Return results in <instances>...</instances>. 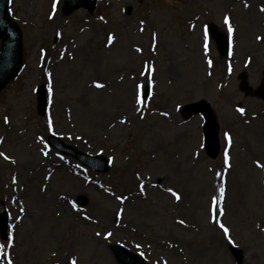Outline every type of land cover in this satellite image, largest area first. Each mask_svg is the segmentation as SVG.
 Instances as JSON below:
<instances>
[{"label": "rangeland", "instance_id": "obj_1", "mask_svg": "<svg viewBox=\"0 0 264 264\" xmlns=\"http://www.w3.org/2000/svg\"><path fill=\"white\" fill-rule=\"evenodd\" d=\"M261 8L264 0H99L93 15L81 8L65 16L62 0H10L24 36L22 69L0 93V152L10 158L0 156V215L9 218L0 244L13 264H121L110 245L143 253L148 264H194L198 248L203 264H264ZM208 24L230 36L226 59L209 32L204 47ZM201 101L214 118H186ZM49 136L108 158L110 171L81 166ZM219 240L222 248L212 245Z\"/></svg>", "mask_w": 264, "mask_h": 264}, {"label": "water", "instance_id": "obj_2", "mask_svg": "<svg viewBox=\"0 0 264 264\" xmlns=\"http://www.w3.org/2000/svg\"><path fill=\"white\" fill-rule=\"evenodd\" d=\"M142 1V0H141ZM97 0H65L66 8L65 14H70L74 9L80 6H85L91 13L94 11ZM8 0H0V91L16 77L22 66V50H23V38L19 26L14 23L7 15ZM130 11V10H129ZM211 32L215 38L219 51L222 56H226L229 52L228 39L223 35L218 33L213 26H211ZM241 88L243 91L248 90V84L246 77L242 76ZM261 96L264 98V86L261 89ZM40 104L39 111L44 113L46 99L45 91L43 88L39 91ZM208 136L209 144L213 153H216V146L212 137V126L208 125ZM53 143H60L59 140L52 141ZM60 149L66 153L75 156L84 165L90 166L91 168L103 172L109 170V162L105 161L103 158H91L85 154H82L72 147L60 146ZM83 204L84 201L80 200ZM2 232L5 236L6 234V219H2L0 223ZM116 257L125 264H144L142 258L137 257L133 254L127 252L126 249L121 247H112ZM238 261L241 260V253L234 250Z\"/></svg>", "mask_w": 264, "mask_h": 264}, {"label": "snow or ice", "instance_id": "obj_3", "mask_svg": "<svg viewBox=\"0 0 264 264\" xmlns=\"http://www.w3.org/2000/svg\"><path fill=\"white\" fill-rule=\"evenodd\" d=\"M245 6L247 7L248 5L246 4ZM53 8H55V4L53 5ZM261 11H264V8H261ZM53 15H54V13H53ZM50 18H51V17H50ZM224 23H225V25L227 26L228 32L231 34L234 30H233L232 24H231V22H230V17L225 16V17H224ZM109 39H110V41H111L113 38L110 37ZM204 39H205L204 47L207 48V47H208V45H207V39H208V31H207V28H205V30H204ZM258 39H259V37H258ZM209 63H211V61H209ZM151 70L154 71V68L151 69ZM49 77L51 78V73H49ZM95 87H97V88H103L104 85L101 84V83H96V84H95ZM49 91H51V89H49ZM138 102L141 103V104H143V99H142V98L139 99ZM237 110H238L241 114H243L244 111H245L243 108H238ZM165 115H167V113H165ZM8 122H9V121H8V118L5 117V123H8ZM49 126H51V120H50V119H49ZM225 135L227 136V138H228V144L230 145V144H231V137H230V135H228L227 133H226ZM45 155H47V153H45ZM225 155H226V157H227V153H225ZM0 156H2V157H3L4 159H6V160H7V159H10L8 156H6V155H5L4 153H2V152H0ZM261 167H264V165H262ZM144 188H145V186H144L143 184H140V191H141V192H144ZM168 191L171 193V195L175 198L176 201H180L181 196H180L176 191H174V190L171 189V188H169ZM224 192H225L224 188H221V189H220V196H221V198L224 196ZM216 204H217V201H216L215 198H214V199H213V202H212L213 212H214V213H215ZM73 207H75V204H73ZM21 211H23V209H21ZM122 211H123V210H121V212H122ZM220 213H221V214L223 213V209H220ZM213 219H214V220L216 219L215 214H213ZM179 223H180L181 225H184V224H185V221H184L183 219H181V220L179 221ZM219 227L223 230V232H224L225 234H228V233H229V229H228L227 227H225L223 223H221V224L219 225ZM97 235L99 236L100 233L98 232ZM108 236H111V233H108ZM229 242H231V239H230V238H229ZM142 255H143V253H142ZM0 257H4V258H6L7 261H8V264H13V261H12V259H11L10 254H7V253L5 252V245H3V244H0ZM72 264H76V262L73 261Z\"/></svg>", "mask_w": 264, "mask_h": 264}, {"label": "bare ground", "instance_id": "obj_4", "mask_svg": "<svg viewBox=\"0 0 264 264\" xmlns=\"http://www.w3.org/2000/svg\"><path fill=\"white\" fill-rule=\"evenodd\" d=\"M197 108L198 109H202V108H204V109H207L208 110V113H207V117L209 118V119H213L214 118V116H213V114H212V111H209V106L206 104V103H204L203 101H201V102H199L198 103V106H197ZM218 169H219V166H218ZM225 169V166H222V168L221 169H219V171H223ZM36 173H38V172H36ZM89 184V183H88ZM93 185H98V187L100 188L101 186L99 185V184H97V183H92ZM85 186V188L86 189H90V187L88 186V185H84ZM91 190V189H90ZM86 192V190L82 187V193L81 194H83V193H85ZM20 221H18L17 223H19ZM215 245L216 247H220V248H222V243H221V241L219 240V242H217V243H214L213 241H212V245ZM210 246L209 245H206L205 246V249H208ZM215 247V248H216ZM203 254H204V251H203V249H196V251L194 252V260H193V263L194 264H203L202 263V261H199V259H201V257L203 256Z\"/></svg>", "mask_w": 264, "mask_h": 264}]
</instances>
